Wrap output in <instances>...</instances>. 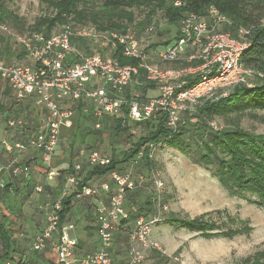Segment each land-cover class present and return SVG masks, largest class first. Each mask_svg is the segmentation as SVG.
Here are the masks:
<instances>
[{
  "label": "built area",
  "instance_id": "1",
  "mask_svg": "<svg viewBox=\"0 0 264 264\" xmlns=\"http://www.w3.org/2000/svg\"><path fill=\"white\" fill-rule=\"evenodd\" d=\"M176 0L174 5H180ZM230 24L228 18L210 6L204 15L184 12L176 26V38L160 45L152 51V58L159 63L186 61L197 64L185 67H162L153 62L147 36L155 32L154 23L144 30L140 38L130 28L99 29L93 24L71 26L65 24L49 36L38 32L21 34L7 24L0 22V31L20 44L34 64H7L0 60V80L12 90L17 103L25 99L32 101L30 118L11 114L6 126L19 136L14 140L2 141L8 155L21 153L27 149L36 151L45 166L47 180L59 177L62 170L52 166L56 149L60 142L61 129L71 127L77 117V107L91 113L95 128L104 121L124 116L128 120L141 122L163 114L166 125L174 132L182 123V114L198 104L201 99H217L228 94L235 85L251 86L255 72L240 63V57L247 48V41L234 37L224 30ZM245 35L246 30L239 29ZM73 38H84L95 44L97 51L83 52L72 42ZM143 40L146 42L143 44ZM100 48L101 51L98 50ZM120 49L123 56L136 60L133 64H120L114 57ZM156 84L158 94L141 99L135 92L126 95V88L135 77ZM188 78L196 82L187 85ZM217 91H222L216 94ZM214 131L223 128L215 119L208 121ZM155 146L150 145L149 159H153ZM143 156L140 151L130 162L131 166ZM111 162L109 153L79 148L71 163L73 172L66 171L60 196L46 213L44 228L35 237L32 248L41 251L50 245L58 264H114L111 248L114 235L121 222L129 218L125 207L127 194L141 187L146 179L153 185V210L147 215L134 219L127 234V259L124 264H142L145 251L154 249L163 253L157 242L150 239L152 227L161 222L169 210L163 198V181L155 169L147 173H133L128 167L114 168L108 173L113 189L108 182L98 186L86 185L75 195V199L95 198L100 190L108 192L107 202L95 208L96 234L99 247L82 258L75 256V239L68 236L66 227L59 229L58 210L61 197L67 195L78 183V175L83 166L91 169L106 166ZM31 170L29 163L13 161L0 163V187L4 186L5 172L12 176H27ZM42 184L34 190L42 192Z\"/></svg>",
  "mask_w": 264,
  "mask_h": 264
},
{
  "label": "trees",
  "instance_id": "2",
  "mask_svg": "<svg viewBox=\"0 0 264 264\" xmlns=\"http://www.w3.org/2000/svg\"><path fill=\"white\" fill-rule=\"evenodd\" d=\"M6 1L0 0V22L10 27L12 24L21 30L23 24L6 6ZM40 1L46 4L49 9L48 14L37 18L28 33H19L30 34L31 32H38L43 36H49L55 33L54 29H61L65 24L76 26L84 25L88 22L99 29L125 31L128 28H125L121 24L123 21L131 22L133 20L135 9L152 7L145 14L144 18L136 24L137 29H142L144 33L146 26L154 23L151 22L155 13L154 10H161L164 17L170 23L175 24L184 12L190 11L204 15L210 6H214L230 21V24H226L225 27L223 26L224 30L230 31L236 38L239 37V29L247 31L244 35L247 41V48L240 57V63L255 72L251 78V86L243 84L235 85L224 97L201 99L198 104L182 114V123L178 130L174 132L166 125L163 114L153 119L136 122L128 120L124 116L126 113L125 107L121 116L104 121L102 125H106V128L113 136L122 135L124 137L127 134L131 136L133 130L136 128L139 129L138 135L134 141L129 142L128 147L123 148L120 152L110 154L111 162L108 165L91 169L83 166L81 173L78 175L79 180L77 185L67 195L61 197V206L57 212L59 216V229L68 222V216L75 195L92 179L108 176V173L114 168L124 169L130 166V162L136 158L140 151L143 152V156L137 163L145 166V169H142L140 172L147 173L154 169L153 159H149L148 157L150 145L156 147L157 145L165 144L179 151L188 157L192 163L208 170L229 194L243 197L264 208V137L240 127L230 119L231 114H241L247 110L255 109L264 110V7L262 6L264 5V0H178L181 2L180 5H174L176 0H101L97 8L90 7L89 0ZM176 34L177 31L175 30L173 38L164 41L163 44H167L175 39ZM1 35L6 41L5 46L2 48L4 56L13 57L16 60L22 58L28 59L25 50L20 44L0 31ZM72 42L79 50L86 53L91 52L96 47L95 44H91L89 40L84 38H73ZM94 45L95 47H93ZM157 45L152 42V45H149L147 48L156 47ZM114 57L122 65L136 62L133 58L123 56L120 49L115 52ZM166 63H170V67L172 68H178L197 64L198 62L176 61ZM259 72L262 74L259 75ZM195 82L196 78L187 79V85H192ZM155 87L156 84L154 82L145 81L140 76H137L127 86L126 95L129 96L131 92L140 91L141 95L139 97L145 99L147 91ZM12 101L17 103L14 95ZM12 101L10 103L13 105ZM73 105L77 107L78 111L76 132L72 136L71 144L75 142L73 140L74 136H76L75 134L99 133L101 131L100 128L94 127L95 120L91 113L82 111V104L76 103ZM5 111L6 107L0 104V114L4 122L12 114L7 111V114L3 116L2 113ZM216 117H222L227 122L226 126H223L222 129L214 131L208 127V121ZM87 122H91L93 126L89 123V126L82 127V124H86ZM79 148L78 146L74 153L72 152V156L76 154ZM73 159L71 157V163ZM71 163L69 169L62 170L61 175L66 171L73 172ZM43 167L45 168V166ZM44 175L46 177L45 172ZM42 186L43 192L44 185ZM5 189L6 186L0 187V192ZM153 190L152 183L146 179L141 188L130 191L127 194L126 200H131L132 198L135 201L138 200L136 196L140 192L143 193L144 197L138 204H132V207L128 208L129 218L122 221L119 226L124 228L126 238L134 219L142 214L147 215L153 210L151 201ZM166 221L170 225L205 236L211 235L212 232L210 230L219 229L216 226H211L212 224L196 218L185 219L169 216ZM234 233V231L227 230L226 235H233ZM11 237L12 232L0 221V262L5 260L9 255L8 249ZM261 264H264V262Z\"/></svg>",
  "mask_w": 264,
  "mask_h": 264
},
{
  "label": "rangeland",
  "instance_id": "3",
  "mask_svg": "<svg viewBox=\"0 0 264 264\" xmlns=\"http://www.w3.org/2000/svg\"><path fill=\"white\" fill-rule=\"evenodd\" d=\"M100 2L101 0H89V5L90 7L97 8ZM6 6L23 24L21 30L12 24L11 27L22 33H28L36 19L49 12L46 4L40 0H7ZM262 6L264 7V5ZM151 9L152 7L135 9L133 20L131 22L123 21L121 25L125 28L134 29L140 38H144L145 35L142 29L138 30L136 24ZM154 12L151 22L155 23L156 29L153 34L147 36L151 41L148 46L152 45V42L158 45L148 48L151 58L154 56L152 51L163 45L164 41L173 38L177 26V23H170L164 17L161 10H154ZM87 24H90V22ZM59 30L56 28L53 31L57 32ZM238 34V38L246 41L243 34ZM0 38V60L9 64H34L32 59L23 62L17 61L13 57L4 56L2 48L5 46L6 41L2 35ZM145 43L143 40V44ZM98 50L101 51L100 48ZM91 51H97V48ZM153 62L162 67L171 66L170 63H159L154 59ZM261 74L259 72V75ZM134 92L141 95L140 91ZM221 92L217 91L216 94L218 95ZM157 94L158 90L155 87L147 91L146 97ZM10 102L8 92L0 82V104L6 108L8 106L11 108ZM1 116L0 114V126L3 128L5 125ZM230 119L240 127L264 137V110L255 109L247 110L241 114H231ZM215 120L222 126H226L227 120H224L222 117H216ZM76 121L74 119L71 126L72 129L74 128V132H76ZM87 123H83L82 127L92 125L91 122ZM100 130L99 133L75 134L76 136L73 138L75 142L72 144H61L60 139L56 150L61 151L65 147L69 156L71 154L73 158L76 154L72 156V152L74 153L78 146L87 150H102L109 154L113 152L117 153L123 148L128 147L129 142L136 139L139 131L136 128L133 130L131 136L127 134L122 137V135L113 136L106 128V125H102ZM70 135H67L68 138ZM153 164L154 169L163 181V198L167 202L169 210L165 214L164 220L162 219L160 223L152 227L150 239L158 243L163 253L156 254L158 261H152L151 264H261L264 262V208L243 197L229 194L208 170L192 163L184 154L165 144L155 147ZM127 167L133 173L145 169V166H141L138 163ZM148 186L150 185L148 184ZM142 194L141 192L137 194L138 200L136 201L133 198L126 200V209H130L132 204H138L144 197ZM169 216L200 219L219 229L210 230L212 232L210 236L201 235L197 232H189L186 229L167 223L166 219ZM227 230L234 231L235 233L233 235H226ZM153 250H146V255Z\"/></svg>",
  "mask_w": 264,
  "mask_h": 264
},
{
  "label": "crops",
  "instance_id": "4",
  "mask_svg": "<svg viewBox=\"0 0 264 264\" xmlns=\"http://www.w3.org/2000/svg\"><path fill=\"white\" fill-rule=\"evenodd\" d=\"M27 60L29 59H17V61L23 62ZM0 82L3 88L8 91V96L12 101V91L2 80ZM31 108L32 101L25 99L19 103L13 102L11 108L8 106L2 114L4 116L8 111V113L16 114L21 118H30ZM4 125L3 128L0 126V163L6 165L11 163L12 160L20 163H29L31 170L26 177L21 175L14 177L10 171L5 172L2 176L6 189L0 192V221L12 232V237L9 241V255L0 264H58L56 255L51 250L50 245L41 251H36L32 248V243L45 226L48 208L60 196V188L63 186L64 176L61 175L52 180H47L44 175L43 162L39 158L38 153L30 148L21 153L8 155L3 148L2 141L5 139L14 140L19 138V136L14 133L13 129L6 126V121ZM73 133L74 128L63 127L60 137L61 144L66 143L67 145L71 143ZM68 134L70 135L69 138ZM70 162L71 155L69 156L65 147L61 151L56 150L52 166L64 169ZM103 182H108L109 188L113 189L112 182L108 176L94 178L87 185L98 186ZM37 184L44 185L43 192L37 193L33 190V187ZM107 199L108 192L100 190L95 198L73 200L68 222L63 226L66 227L68 236L76 241V257L82 258L98 249L99 239L96 234L95 208L98 204L106 203ZM111 253L114 264H124L126 262L127 238L126 232H124L122 227H117L115 231ZM156 254L160 253L155 250L147 255L145 253L146 260L142 264H151L152 261H158Z\"/></svg>",
  "mask_w": 264,
  "mask_h": 264
}]
</instances>
